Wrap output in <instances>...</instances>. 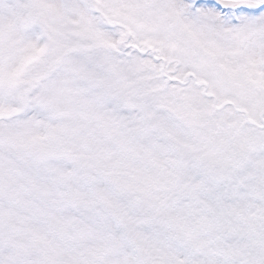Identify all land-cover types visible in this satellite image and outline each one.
Returning a JSON list of instances; mask_svg holds the SVG:
<instances>
[{"label": "snow or ice", "instance_id": "obj_1", "mask_svg": "<svg viewBox=\"0 0 264 264\" xmlns=\"http://www.w3.org/2000/svg\"><path fill=\"white\" fill-rule=\"evenodd\" d=\"M69 82L171 188L216 202L264 161V0H17L0 23V151L41 161ZM251 175L264 181V163Z\"/></svg>", "mask_w": 264, "mask_h": 264}, {"label": "rangeland", "instance_id": "obj_2", "mask_svg": "<svg viewBox=\"0 0 264 264\" xmlns=\"http://www.w3.org/2000/svg\"><path fill=\"white\" fill-rule=\"evenodd\" d=\"M16 2L0 0V23L9 21ZM67 87L60 136L41 161L27 148L0 151V178L30 164L21 184L16 180L17 188L1 196L0 264H264V181L251 175L264 161L226 177L216 202L171 188L117 113L77 83ZM75 143L84 145L77 153ZM73 169L78 174L68 182ZM84 200L103 209L81 230L48 243ZM33 220L42 227L36 230ZM29 227L35 237L21 241Z\"/></svg>", "mask_w": 264, "mask_h": 264}, {"label": "trees", "instance_id": "obj_3", "mask_svg": "<svg viewBox=\"0 0 264 264\" xmlns=\"http://www.w3.org/2000/svg\"><path fill=\"white\" fill-rule=\"evenodd\" d=\"M79 136H80L79 132L74 133L73 134V141H77L78 138H76V137H79ZM75 144H77L79 146L78 148H76L74 150L75 153H77L78 150L81 149L84 145L78 144V143H75ZM80 145H81V147H80ZM75 156L78 157L79 154H75ZM85 162H88V161L85 160ZM28 165H30V164L29 163L28 164H25V163L21 164L20 163V164H17L16 166H13L11 170H7L8 172H1V178H0V210H1V208H4L3 206L5 205L4 204L5 202H3L1 199L2 193L4 194L5 192H7L9 190L13 191V189L17 188L18 185L16 184V180L21 184V179H24L23 177L30 170V169L27 170V172L25 171V169L27 168ZM77 174H78V172H75V170L73 169V170L69 171V174L65 178L68 182H70V179L76 177ZM31 178L34 179L33 174L31 176ZM35 181H36V178H35ZM52 185H54V187H58L57 182L55 184H51V186ZM96 203H98V201L84 200V202H81L78 207H74L73 214L69 218L70 221H68L69 223L68 224H66V223L62 224L61 223L60 225L58 224V226L53 231L54 233L50 236L51 238L47 239V242L48 243H50V242L55 243V241H60L61 239H64L67 233L69 234V232L72 233V232L81 230L83 228V224L87 223L88 219L92 215L91 213L94 210H96V209L98 210L100 208L103 209V207H101V206L96 207L95 206ZM133 209H138V207H134ZM46 211H47V208L44 205L39 206V212L44 214ZM141 219H143V218H141ZM141 219H139V220H141ZM33 223L39 227V228L35 227L36 230H38L42 227V225L41 226L38 225L39 223H37L36 220L35 221L33 220ZM31 229L32 228L29 227L27 230V233H25L24 236L19 237L21 241L27 240V242H29L30 239L32 240V238L35 237L34 236L35 234H31ZM46 232L51 233L49 231H46ZM38 239H42V237L39 236Z\"/></svg>", "mask_w": 264, "mask_h": 264}]
</instances>
